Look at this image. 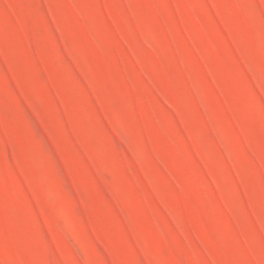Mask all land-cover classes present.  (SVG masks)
I'll list each match as a JSON object with an SVG mask.
<instances>
[{
  "label": "rangeland",
  "instance_id": "374dc122",
  "mask_svg": "<svg viewBox=\"0 0 264 264\" xmlns=\"http://www.w3.org/2000/svg\"><path fill=\"white\" fill-rule=\"evenodd\" d=\"M0 264H264V0H0Z\"/></svg>",
  "mask_w": 264,
  "mask_h": 264
}]
</instances>
